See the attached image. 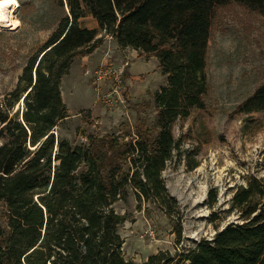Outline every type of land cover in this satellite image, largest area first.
<instances>
[{
    "label": "trees",
    "instance_id": "16d2710c",
    "mask_svg": "<svg viewBox=\"0 0 264 264\" xmlns=\"http://www.w3.org/2000/svg\"><path fill=\"white\" fill-rule=\"evenodd\" d=\"M19 1L23 24L41 22L51 33L16 89L0 99V264H264V177H248L222 211H214L217 190L209 193L212 238L141 263L126 256L121 228L129 215L117 210L132 195L138 208L158 207L174 221L182 244L183 217L163 175L177 149L174 126L206 107L218 9L238 3L264 15V0ZM89 15L99 28L82 25ZM107 36L160 61L168 84L155 96L158 131L139 129L129 141L89 133L77 142L56 133L70 117L64 78ZM239 109L264 111V83Z\"/></svg>",
    "mask_w": 264,
    "mask_h": 264
},
{
    "label": "rangeland",
    "instance_id": "374dc122",
    "mask_svg": "<svg viewBox=\"0 0 264 264\" xmlns=\"http://www.w3.org/2000/svg\"><path fill=\"white\" fill-rule=\"evenodd\" d=\"M19 10L20 6L17 28L0 27L2 100L16 89L30 57L51 33L40 28L41 22L23 24ZM82 25L92 28L97 22L89 15ZM99 48L93 56L77 58L65 76L63 95L70 117L56 133L77 142L87 141L89 133L113 134L122 141L136 138L139 129L156 133L155 96L168 84L158 58L122 48L111 36ZM207 58L206 107L175 124L177 149L163 173L169 193L179 203L184 241L177 243L174 221L158 207L145 202L138 208L134 195L117 205L120 213L129 215L121 228L126 256L138 263L161 250L181 252L202 238H212L216 227L210 221L209 193L217 190L214 211H222L230 207L234 191L248 177H264V111L239 109L264 83V15L238 3L220 7ZM106 61L122 74L119 92L115 76L97 80ZM23 107L22 100L15 112ZM193 165L198 166L192 169Z\"/></svg>",
    "mask_w": 264,
    "mask_h": 264
},
{
    "label": "bare ground",
    "instance_id": "6f19581e",
    "mask_svg": "<svg viewBox=\"0 0 264 264\" xmlns=\"http://www.w3.org/2000/svg\"><path fill=\"white\" fill-rule=\"evenodd\" d=\"M20 4L17 0H0V27L17 28L20 21L16 18Z\"/></svg>",
    "mask_w": 264,
    "mask_h": 264
},
{
    "label": "built area",
    "instance_id": "2783aa9c",
    "mask_svg": "<svg viewBox=\"0 0 264 264\" xmlns=\"http://www.w3.org/2000/svg\"><path fill=\"white\" fill-rule=\"evenodd\" d=\"M97 80L101 83L104 79L115 76V79L120 84L118 85L116 92H119L121 88V73L116 69L115 65L111 61H106V63L97 71ZM147 234H153V231H148Z\"/></svg>",
    "mask_w": 264,
    "mask_h": 264
},
{
    "label": "crops",
    "instance_id": "0c3cea01",
    "mask_svg": "<svg viewBox=\"0 0 264 264\" xmlns=\"http://www.w3.org/2000/svg\"><path fill=\"white\" fill-rule=\"evenodd\" d=\"M94 19V18H93ZM97 22V21H96ZM99 26V23L97 22V25L96 26H93L92 28H97ZM113 38V37H112ZM100 49V48H99ZM98 49V50H99ZM98 50H96V52L98 51ZM137 51V50H136ZM96 52H94L93 54H91V55H88V56H85V57H89V56H93Z\"/></svg>",
    "mask_w": 264,
    "mask_h": 264
}]
</instances>
